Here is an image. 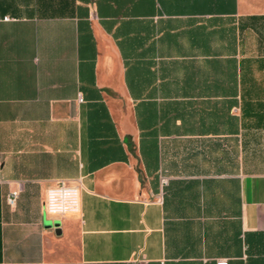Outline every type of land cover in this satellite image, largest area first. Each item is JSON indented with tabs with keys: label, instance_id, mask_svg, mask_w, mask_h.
Instances as JSON below:
<instances>
[{
	"label": "crops",
	"instance_id": "1",
	"mask_svg": "<svg viewBox=\"0 0 264 264\" xmlns=\"http://www.w3.org/2000/svg\"><path fill=\"white\" fill-rule=\"evenodd\" d=\"M263 22L264 0H0V264H264ZM60 183L77 208L46 214Z\"/></svg>",
	"mask_w": 264,
	"mask_h": 264
},
{
	"label": "built area",
	"instance_id": "2",
	"mask_svg": "<svg viewBox=\"0 0 264 264\" xmlns=\"http://www.w3.org/2000/svg\"><path fill=\"white\" fill-rule=\"evenodd\" d=\"M161 184L166 183V178H160ZM19 190H13L7 195V203L14 205ZM78 205V185L60 183L46 191L44 212L49 215L60 216L74 211ZM216 264H228L226 259H217Z\"/></svg>",
	"mask_w": 264,
	"mask_h": 264
},
{
	"label": "rangeland",
	"instance_id": "3",
	"mask_svg": "<svg viewBox=\"0 0 264 264\" xmlns=\"http://www.w3.org/2000/svg\"><path fill=\"white\" fill-rule=\"evenodd\" d=\"M260 29L264 33V22L261 24ZM247 50H251L253 54H256L257 51V37L256 33L253 32L251 35L249 33L246 34ZM256 76L259 79L264 77V73L262 71H256ZM252 158L250 162V168L254 172H263L264 171V131H260L253 137L252 140Z\"/></svg>",
	"mask_w": 264,
	"mask_h": 264
}]
</instances>
